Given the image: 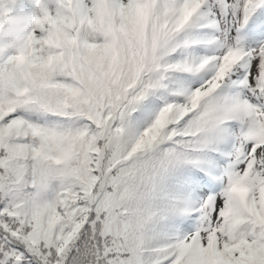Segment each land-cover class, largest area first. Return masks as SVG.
I'll use <instances>...</instances> for the list:
<instances>
[{"label":"snow or ice","instance_id":"snow-or-ice-1","mask_svg":"<svg viewBox=\"0 0 264 264\" xmlns=\"http://www.w3.org/2000/svg\"><path fill=\"white\" fill-rule=\"evenodd\" d=\"M0 264H264V0H0Z\"/></svg>","mask_w":264,"mask_h":264}]
</instances>
